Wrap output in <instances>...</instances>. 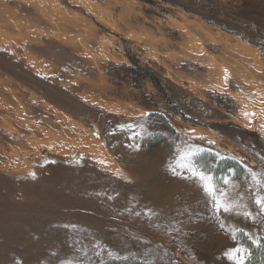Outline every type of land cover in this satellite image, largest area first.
<instances>
[{"label":"rangeland","instance_id":"rangeland-1","mask_svg":"<svg viewBox=\"0 0 264 264\" xmlns=\"http://www.w3.org/2000/svg\"><path fill=\"white\" fill-rule=\"evenodd\" d=\"M236 44L264 86V0H0V264L264 249V88Z\"/></svg>","mask_w":264,"mask_h":264},{"label":"bare ground","instance_id":"bare-ground-1","mask_svg":"<svg viewBox=\"0 0 264 264\" xmlns=\"http://www.w3.org/2000/svg\"><path fill=\"white\" fill-rule=\"evenodd\" d=\"M230 51L233 54H236L238 56H252V54H253V52L249 48L243 47L240 44H236L233 48L230 49ZM250 60L254 64H252V63L250 64L249 63L248 66H251L253 68V73H250V76L249 77H245V75L244 76H241V77L243 78L244 83L251 84L250 87L252 89H257L256 91H258V93L261 94L262 91H260V90H262L264 88V86L261 85V82L263 80L259 78V74L261 75V70H262L261 63H260V61L258 60V58L256 56H252V58H250ZM227 86H228V83L226 84V87ZM257 95H258L257 96L258 98H256V99L258 100V102L260 104L262 102L263 105H264V94H263V96L262 95H259V94H257ZM263 105H261V106H263ZM259 112H261V111H259ZM243 126L249 128V129H252L253 128L251 121H248L246 123H243ZM194 136L196 138L203 139V135L201 133H199V132L194 133Z\"/></svg>","mask_w":264,"mask_h":264},{"label":"snow or ice","instance_id":"snow-or-ice-1","mask_svg":"<svg viewBox=\"0 0 264 264\" xmlns=\"http://www.w3.org/2000/svg\"><path fill=\"white\" fill-rule=\"evenodd\" d=\"M192 171H193V175L197 176L199 180L202 182L204 190L209 194H214L215 189L211 183L212 178L210 176L205 175L203 172H198L195 170H192ZM261 203H264V201H262ZM219 206L223 207L225 211L229 210L227 205H224L223 203H221ZM243 251H244L243 249H236V252H243ZM235 258L237 259V264H244V258L242 256L235 257Z\"/></svg>","mask_w":264,"mask_h":264},{"label":"trees","instance_id":"trees-1","mask_svg":"<svg viewBox=\"0 0 264 264\" xmlns=\"http://www.w3.org/2000/svg\"><path fill=\"white\" fill-rule=\"evenodd\" d=\"M122 264V263H117ZM247 264H264V249L263 247L254 250Z\"/></svg>","mask_w":264,"mask_h":264}]
</instances>
